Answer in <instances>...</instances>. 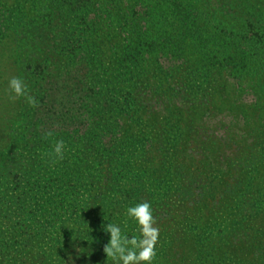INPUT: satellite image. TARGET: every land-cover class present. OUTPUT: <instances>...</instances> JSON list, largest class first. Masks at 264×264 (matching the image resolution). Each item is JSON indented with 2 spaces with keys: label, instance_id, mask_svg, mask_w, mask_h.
<instances>
[{
  "label": "trees",
  "instance_id": "16d2710c",
  "mask_svg": "<svg viewBox=\"0 0 264 264\" xmlns=\"http://www.w3.org/2000/svg\"><path fill=\"white\" fill-rule=\"evenodd\" d=\"M3 95L0 264H113L144 201L153 264H264V0H0Z\"/></svg>",
  "mask_w": 264,
  "mask_h": 264
},
{
  "label": "clouds",
  "instance_id": "9594fccd",
  "mask_svg": "<svg viewBox=\"0 0 264 264\" xmlns=\"http://www.w3.org/2000/svg\"><path fill=\"white\" fill-rule=\"evenodd\" d=\"M9 88L15 98L24 97L26 103L31 107H38V101L28 94L27 86L19 77H12L9 80ZM46 136H52L51 132ZM65 144L63 140L54 143L52 152L49 155L62 160L64 158ZM126 215L132 219L138 228L139 235L129 237L121 232L116 224H107L104 231L110 234V240L103 251L107 259L113 264H153L156 257V246L159 239L160 229L153 216V209L149 202L144 201L130 206L126 209Z\"/></svg>",
  "mask_w": 264,
  "mask_h": 264
},
{
  "label": "rangeland",
  "instance_id": "374dc122",
  "mask_svg": "<svg viewBox=\"0 0 264 264\" xmlns=\"http://www.w3.org/2000/svg\"><path fill=\"white\" fill-rule=\"evenodd\" d=\"M14 106L12 102L6 97V96H0V150H2L5 146H7L14 138L15 133H17L22 125V121L18 122L15 125L17 119V112L15 109H19V107ZM14 127V130H13ZM15 131V132H14ZM19 152H17V155L12 156H0V164L4 165L2 166V169H0V176L4 177L6 173L10 171H16L19 169V159L18 156ZM16 163V164H14ZM6 165V166H5ZM11 165V166H8ZM11 175L10 177H12ZM1 179V178H0ZM217 217L218 219H223V216L220 215H212L209 217V223H212V219ZM228 220V218H226ZM128 228H124L122 232H126ZM185 264H190L189 262H186Z\"/></svg>",
  "mask_w": 264,
  "mask_h": 264
}]
</instances>
